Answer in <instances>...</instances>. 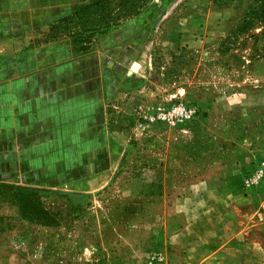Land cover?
Masks as SVG:
<instances>
[{"label":"crops","instance_id":"0c3cea01","mask_svg":"<svg viewBox=\"0 0 264 264\" xmlns=\"http://www.w3.org/2000/svg\"><path fill=\"white\" fill-rule=\"evenodd\" d=\"M100 1L0 0V184L59 190L78 228L91 211L84 202L100 203L108 229L123 231L121 247L131 239V192L116 185L133 177L124 170L135 164L134 108L159 96L156 56L219 55L214 45L233 33L214 0H150L119 20L100 16ZM171 96L189 98L181 89ZM195 102V120L156 147L154 211L140 215L136 231L143 247L160 250V264H262L264 195L240 181L243 121L264 113V92H202ZM14 231H0L9 239L0 237V264H32L10 241Z\"/></svg>","mask_w":264,"mask_h":264},{"label":"rangeland","instance_id":"374dc122","mask_svg":"<svg viewBox=\"0 0 264 264\" xmlns=\"http://www.w3.org/2000/svg\"><path fill=\"white\" fill-rule=\"evenodd\" d=\"M149 1L103 0L98 2L97 13L104 16L114 12L115 19L119 20L124 10L130 11L128 13L130 16ZM213 4L218 9L221 19L226 21L225 28L227 27L233 33L230 38L228 36L229 39L223 38L214 45V51H218L219 55L199 56L192 50H188L166 61L156 56L153 83L159 96L157 100H151L143 107L134 108L135 120L131 122L133 130H129V143L135 149L129 159L135 161V164L133 168L128 165V168L124 170L126 177H133L131 181L127 179L128 182L123 180L124 184L120 180L119 185H116L131 192V198L125 206L126 214L132 216L129 222L131 231L127 234L131 238L130 242H125L126 246H119L123 241L121 236L123 231L118 224L115 228L111 226L109 228L111 231H108L109 220L105 211H102L104 207L100 203L84 202L80 209H91V211L82 227L78 228L74 222L77 217L63 215L64 209L70 206H66L63 201V193L59 190L40 189L45 193H52V196L45 194L41 196L43 206L50 217L42 223L27 224L15 216L17 208L11 202L10 196L0 194V231L14 228V234H9L10 241L17 244L20 250L31 254L32 264H60L63 258L74 264H147L149 255L160 251L153 247H143L145 234L136 230H139V224L144 223L140 220L141 214L150 212L153 214L154 201L149 198L150 193L155 191V184L148 180L149 169H151L148 166L154 164L156 147L161 145V139H168L173 127L148 125L144 115H152L160 109L168 111L182 102L196 110V118L198 111L195 100L202 92L204 95L213 91H223L226 94L233 92L262 94L264 92V1L214 0ZM229 20L235 22L228 24ZM210 82L223 83L226 87L211 88L208 86ZM178 89L186 90L189 98L178 99L171 96ZM243 122L245 127L242 142L244 163L247 164L241 171V177L254 161L264 157V113L252 116ZM221 149L224 147L221 146ZM140 175H145V180H141L143 182L132 181ZM114 186V184L111 185L112 190ZM63 224L73 226L67 229L63 228ZM256 235L263 244V249H260L259 253L264 264V235L259 232ZM0 237L9 240L8 236ZM84 248H88L86 254L88 261L76 262V259L82 256Z\"/></svg>","mask_w":264,"mask_h":264},{"label":"built area","instance_id":"2783aa9c","mask_svg":"<svg viewBox=\"0 0 264 264\" xmlns=\"http://www.w3.org/2000/svg\"><path fill=\"white\" fill-rule=\"evenodd\" d=\"M196 115V110L184 103L180 102L174 105L168 111L158 110L152 115H144V120L148 125H166L169 127H181L191 122ZM241 189L245 192L261 191L264 195V157L253 162L252 166L242 175L240 181ZM92 248V247H91ZM88 248L82 250V256L76 259V262H87ZM90 256V255H88ZM147 264L162 263L164 257L159 252L149 255ZM60 264H74L72 261L64 259Z\"/></svg>","mask_w":264,"mask_h":264},{"label":"trees","instance_id":"16d2710c","mask_svg":"<svg viewBox=\"0 0 264 264\" xmlns=\"http://www.w3.org/2000/svg\"><path fill=\"white\" fill-rule=\"evenodd\" d=\"M0 194L10 196L11 202L17 208L20 220L27 223H42L50 217V214L45 210L42 203L41 196L45 194V191L29 186L0 184Z\"/></svg>","mask_w":264,"mask_h":264}]
</instances>
